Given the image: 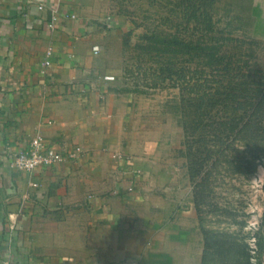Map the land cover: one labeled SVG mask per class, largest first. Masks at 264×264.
Returning <instances> with one entry per match:
<instances>
[{"label":"crops","instance_id":"obj_1","mask_svg":"<svg viewBox=\"0 0 264 264\" xmlns=\"http://www.w3.org/2000/svg\"><path fill=\"white\" fill-rule=\"evenodd\" d=\"M78 6L0 0V264H248L244 224L209 219L207 176L197 190L182 143L147 137ZM39 134L81 154L14 170L8 155Z\"/></svg>","mask_w":264,"mask_h":264},{"label":"rangeland","instance_id":"obj_2","mask_svg":"<svg viewBox=\"0 0 264 264\" xmlns=\"http://www.w3.org/2000/svg\"><path fill=\"white\" fill-rule=\"evenodd\" d=\"M78 1L79 13L93 22L99 41L108 50L102 64L107 65L111 77L120 78L125 92L136 96L140 116L147 118L143 119L147 137L181 142V158L187 160V167L181 169L187 175L186 180L190 177L188 181L194 186L200 185V176L195 174L196 168L191 167L198 162L197 152L202 147L191 142L197 151L187 149L182 123L172 110L174 102L178 103L182 95L193 97L197 93H211L233 79L235 82L251 81L246 77L251 70L264 71V28L257 29L259 17L241 6L229 12L226 4L234 0H222L214 13L215 30L208 32L205 23L189 18L190 13L185 14L180 6L182 0ZM237 1L249 5V0ZM252 1L262 8L264 17V0ZM149 28L181 38L218 41L217 48L224 60L205 68L198 67V61L190 63L178 56L172 68L174 79L162 81L156 73L165 58L141 55L135 48L139 35ZM226 65L232 69L231 77L225 72ZM155 83L159 87H155ZM263 113L264 110L254 116L253 131L246 132L248 142L239 139L233 143L214 171L208 166L212 174L205 181L209 190V219L224 218L231 223L237 218L244 224L241 235L250 256L256 257L250 258V264H264V250L259 251L257 237L259 230L264 232V175L255 179L264 170ZM202 187L200 185L197 190ZM254 241L258 248L256 253L250 251V243L254 245Z\"/></svg>","mask_w":264,"mask_h":264},{"label":"trees","instance_id":"obj_3","mask_svg":"<svg viewBox=\"0 0 264 264\" xmlns=\"http://www.w3.org/2000/svg\"><path fill=\"white\" fill-rule=\"evenodd\" d=\"M220 1L222 0H209V2L207 0H182L180 6L185 14L190 13L189 18H194L197 22L202 21L207 31L211 32L216 27L214 13L217 12L216 6ZM226 5L229 12L239 6L247 8L259 17L257 29L264 28V17L261 15L263 10L252 0H249V5L237 0ZM131 33L132 31L129 32ZM204 39L181 38L175 34L166 35L149 28L139 35L135 48L141 55L165 58L164 62H160L156 74L162 81H166L174 79L175 71L172 68L178 56L186 58V62L198 61L197 66L205 68L223 62L224 57L217 48L218 41L207 42ZM228 66L226 65L225 72L231 77L232 69ZM246 77L251 81L235 82L233 79L227 84H221L211 93H197L193 94V97L182 95L178 103L174 102L172 110L182 123L187 149L191 151L195 149V145H191V142L202 147L197 152L198 162L193 163L191 167L196 168L197 176L212 174L209 168L214 171L226 151L232 148L233 143L239 139L248 142L246 132L253 131V118L264 110V71L251 70ZM154 86L159 87L157 83ZM257 237H259V251H262L264 250V232L259 230ZM247 254L248 264H250L251 256L248 251Z\"/></svg>","mask_w":264,"mask_h":264},{"label":"built area","instance_id":"obj_4","mask_svg":"<svg viewBox=\"0 0 264 264\" xmlns=\"http://www.w3.org/2000/svg\"><path fill=\"white\" fill-rule=\"evenodd\" d=\"M68 17L76 18V15L72 14V15H68ZM55 20H58V17L55 16L53 18V21L48 25L49 28H54ZM26 26L28 29H33L34 23H32V21H29L26 24ZM53 52L54 51L52 47H50L47 51V58L44 61V65L46 68L52 65ZM94 52L95 54H98L99 47H95ZM108 79L112 80L114 78L109 76ZM80 154H81L80 149H75L73 151L56 150L53 147L48 146V144L45 141V138L39 134L35 136L25 148L19 150L16 153H12L8 155V160L10 161V166L16 171L32 172L40 167H48L56 163L72 161L78 158ZM114 156L121 161L127 159V157L118 154ZM256 245H257L256 241H254V245L250 243V251L252 253H256L258 251ZM254 246L255 249L253 248ZM253 258L256 257H251V259Z\"/></svg>","mask_w":264,"mask_h":264},{"label":"clouds","instance_id":"obj_5","mask_svg":"<svg viewBox=\"0 0 264 264\" xmlns=\"http://www.w3.org/2000/svg\"><path fill=\"white\" fill-rule=\"evenodd\" d=\"M262 175H264V170H261L260 173H259V175H258V177L255 178V179H259Z\"/></svg>","mask_w":264,"mask_h":264}]
</instances>
